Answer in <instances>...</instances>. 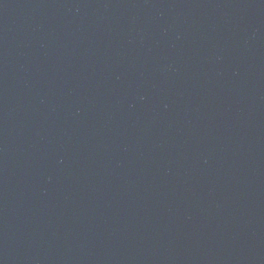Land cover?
I'll use <instances>...</instances> for the list:
<instances>
[{
	"label": "water",
	"instance_id": "water-1",
	"mask_svg": "<svg viewBox=\"0 0 264 264\" xmlns=\"http://www.w3.org/2000/svg\"><path fill=\"white\" fill-rule=\"evenodd\" d=\"M0 264H264V0H0Z\"/></svg>",
	"mask_w": 264,
	"mask_h": 264
}]
</instances>
